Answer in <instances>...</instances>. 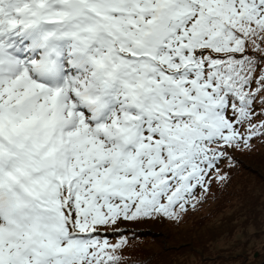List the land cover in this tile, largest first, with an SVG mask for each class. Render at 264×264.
I'll use <instances>...</instances> for the list:
<instances>
[{
	"label": "snow or ice",
	"instance_id": "1",
	"mask_svg": "<svg viewBox=\"0 0 264 264\" xmlns=\"http://www.w3.org/2000/svg\"><path fill=\"white\" fill-rule=\"evenodd\" d=\"M257 116L264 0H0V264H123V225L179 224Z\"/></svg>",
	"mask_w": 264,
	"mask_h": 264
},
{
	"label": "rangeland",
	"instance_id": "2",
	"mask_svg": "<svg viewBox=\"0 0 264 264\" xmlns=\"http://www.w3.org/2000/svg\"><path fill=\"white\" fill-rule=\"evenodd\" d=\"M259 121L257 116L254 122ZM229 174L238 175L231 186H226L227 191L230 188V197V193L211 196L216 185L213 182L202 202L203 208L185 216L183 228L163 223L156 239L130 240L128 244L134 254L131 261L134 264H264V159L247 158L235 172L231 168Z\"/></svg>",
	"mask_w": 264,
	"mask_h": 264
},
{
	"label": "trees",
	"instance_id": "3",
	"mask_svg": "<svg viewBox=\"0 0 264 264\" xmlns=\"http://www.w3.org/2000/svg\"><path fill=\"white\" fill-rule=\"evenodd\" d=\"M261 119H264V117L260 116V120ZM251 144H252V147L250 150L246 149L243 151L236 152L234 154L235 160L237 161L236 166L234 167V172H235L236 168H239V167H241V165H243V163L245 162V159H247V158L253 157V158L259 159V160L264 159V139L259 138V137L254 138L251 141ZM229 170L230 169H228V171ZM237 176L230 174V179L227 181V183L221 185V187H216L217 183H214L216 185H214V187L212 188L213 191L211 190L212 191L211 196H213L215 198L216 193H230L229 192L230 188L227 191L226 186L227 185L231 186L230 183L232 182V180L234 178L236 179ZM219 186H220V184H219ZM230 195H231V193L229 194V197H230ZM213 197H211V198L214 199ZM202 208H203V204L200 203L197 205V208L195 210L189 209L188 213L185 216L192 214V213H196L198 210H200ZM184 219L185 218H183V220ZM183 220L179 224L174 223V222H170V221H166V220L165 221L145 220V221H141V222H136L135 224H131V225L125 224L127 226V227H125L126 229L132 230V231L128 232V234H127L128 235V242L130 240L136 241V240H141L143 238L156 239L157 235L161 233V230H160L161 224L169 223V226H171L172 228L177 227V225H178V228L180 229V228L184 227L183 226ZM138 223L147 224V225L136 226V224L140 225ZM148 223H150V224H148ZM133 225H135V226H133ZM112 242H116L115 237L112 238ZM129 246H130V244H127V246L123 250V253H122V255L124 257L123 264H134V260L131 261V258H134V254L131 252V249Z\"/></svg>",
	"mask_w": 264,
	"mask_h": 264
}]
</instances>
